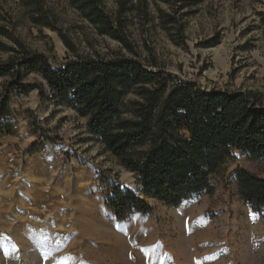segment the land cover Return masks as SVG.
<instances>
[{
  "label": "rangeland",
  "instance_id": "rangeland-1",
  "mask_svg": "<svg viewBox=\"0 0 264 264\" xmlns=\"http://www.w3.org/2000/svg\"><path fill=\"white\" fill-rule=\"evenodd\" d=\"M120 1L132 6L122 15L128 47L98 34L67 0H46L57 29L35 26L19 0H0V23L54 68L78 56H125L207 92L264 94V0H104L103 7L114 17ZM11 55L0 50V62ZM11 80L0 77V100L8 95L15 120L14 132L0 135V264H30L28 254L39 259L33 264H264V207L238 184L241 170L264 178V157L235 150L211 176L210 191L168 204L143 195L87 119L55 102L40 73L21 81L35 86L28 94ZM115 188L134 190L149 209L118 217Z\"/></svg>",
  "mask_w": 264,
  "mask_h": 264
},
{
  "label": "trees",
  "instance_id": "trees-1",
  "mask_svg": "<svg viewBox=\"0 0 264 264\" xmlns=\"http://www.w3.org/2000/svg\"><path fill=\"white\" fill-rule=\"evenodd\" d=\"M37 27L57 29L46 0H19ZM100 35L129 46L126 18L132 6L119 2L109 15L104 0H67ZM166 23H174L173 18ZM0 50L12 55L0 62V77L12 76L9 86L28 94L34 85L23 78L40 73L56 103H65L87 119L90 133L131 170L144 196L176 205L211 190L210 178L235 150L264 157V94L259 91H204L188 82H174L161 70H150L138 59L117 56L80 57L54 68L48 58L31 52L0 23ZM66 47L73 42L63 33ZM42 98V88L40 86ZM135 94V98H129ZM8 95L0 100V135L14 132ZM241 195L256 208L264 207V178L246 170L238 173ZM110 204L118 217L147 211L145 197L134 190L114 189Z\"/></svg>",
  "mask_w": 264,
  "mask_h": 264
},
{
  "label": "bare ground",
  "instance_id": "bare-ground-1",
  "mask_svg": "<svg viewBox=\"0 0 264 264\" xmlns=\"http://www.w3.org/2000/svg\"><path fill=\"white\" fill-rule=\"evenodd\" d=\"M27 254H28V253H26V255H27ZM34 255H35V254H28V255H27L28 257H30V256L33 257V261H31L30 264L36 263V262H34V260H36L37 258H36ZM38 260H39V259H37V261H38Z\"/></svg>",
  "mask_w": 264,
  "mask_h": 264
},
{
  "label": "crops",
  "instance_id": "crops-1",
  "mask_svg": "<svg viewBox=\"0 0 264 264\" xmlns=\"http://www.w3.org/2000/svg\"><path fill=\"white\" fill-rule=\"evenodd\" d=\"M15 129V128H14Z\"/></svg>",
  "mask_w": 264,
  "mask_h": 264
}]
</instances>
